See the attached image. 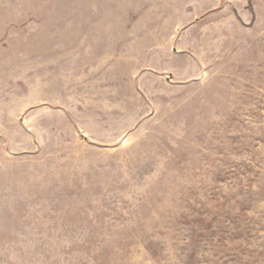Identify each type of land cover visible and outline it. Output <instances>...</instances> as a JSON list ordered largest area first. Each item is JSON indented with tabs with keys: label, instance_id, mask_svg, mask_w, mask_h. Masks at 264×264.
Returning a JSON list of instances; mask_svg holds the SVG:
<instances>
[{
	"label": "rangeland",
	"instance_id": "obj_1",
	"mask_svg": "<svg viewBox=\"0 0 264 264\" xmlns=\"http://www.w3.org/2000/svg\"><path fill=\"white\" fill-rule=\"evenodd\" d=\"M0 264H264V0H0Z\"/></svg>",
	"mask_w": 264,
	"mask_h": 264
}]
</instances>
